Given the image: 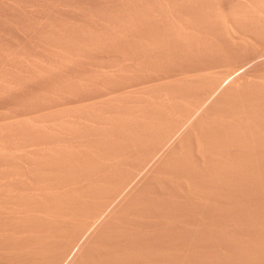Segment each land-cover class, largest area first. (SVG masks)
Here are the masks:
<instances>
[{
  "label": "rangeland",
  "instance_id": "rangeland-1",
  "mask_svg": "<svg viewBox=\"0 0 264 264\" xmlns=\"http://www.w3.org/2000/svg\"><path fill=\"white\" fill-rule=\"evenodd\" d=\"M0 264H264V0H0Z\"/></svg>",
  "mask_w": 264,
  "mask_h": 264
}]
</instances>
